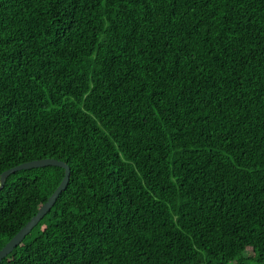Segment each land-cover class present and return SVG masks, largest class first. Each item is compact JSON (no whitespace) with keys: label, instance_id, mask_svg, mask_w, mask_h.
I'll list each match as a JSON object with an SVG mask.
<instances>
[{"label":"trees","instance_id":"1","mask_svg":"<svg viewBox=\"0 0 264 264\" xmlns=\"http://www.w3.org/2000/svg\"><path fill=\"white\" fill-rule=\"evenodd\" d=\"M43 159L0 264H264V0H0V174Z\"/></svg>","mask_w":264,"mask_h":264},{"label":"water","instance_id":"2","mask_svg":"<svg viewBox=\"0 0 264 264\" xmlns=\"http://www.w3.org/2000/svg\"><path fill=\"white\" fill-rule=\"evenodd\" d=\"M46 166H56L63 168L64 176L54 190V192L49 196L47 201L39 208L36 214L0 249V262L9 255L14 248L19 245V243L27 236L31 230L38 224V222L48 213V211L52 208L55 201L65 189L68 181H69V174L70 169L69 167L61 162L54 159H43V160H35L31 162H26L20 165H17L13 168L5 170L0 174V189L4 186L7 177L20 170H26L31 168H39V167H46Z\"/></svg>","mask_w":264,"mask_h":264}]
</instances>
